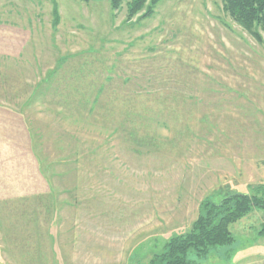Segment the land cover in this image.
<instances>
[{
	"label": "rangeland",
	"instance_id": "obj_1",
	"mask_svg": "<svg viewBox=\"0 0 264 264\" xmlns=\"http://www.w3.org/2000/svg\"><path fill=\"white\" fill-rule=\"evenodd\" d=\"M222 1L0 0V264H151L264 186V34ZM263 229L187 259L254 264Z\"/></svg>",
	"mask_w": 264,
	"mask_h": 264
},
{
	"label": "trees",
	"instance_id": "obj_2",
	"mask_svg": "<svg viewBox=\"0 0 264 264\" xmlns=\"http://www.w3.org/2000/svg\"><path fill=\"white\" fill-rule=\"evenodd\" d=\"M89 2L90 0H82ZM162 0H111L113 10H119L127 2L128 20L139 15L147 19L154 15ZM223 9L233 21L242 26L258 41L257 31L264 34V0H223ZM252 194H225L220 200L206 199L200 206L198 219L185 234L172 238L164 254L156 256L151 264H190L188 255L196 252L204 257L212 248L228 246L232 238L230 226L254 210L264 213V186L253 188ZM260 236H264V229Z\"/></svg>",
	"mask_w": 264,
	"mask_h": 264
},
{
	"label": "crops",
	"instance_id": "obj_3",
	"mask_svg": "<svg viewBox=\"0 0 264 264\" xmlns=\"http://www.w3.org/2000/svg\"><path fill=\"white\" fill-rule=\"evenodd\" d=\"M254 256V257H253ZM252 257H253V259L256 257L255 255H253ZM254 260H256V261H254ZM253 261H254V264H264V253H262V254H259L258 256H257V258H255ZM250 264V263H249ZM252 264V263H251Z\"/></svg>",
	"mask_w": 264,
	"mask_h": 264
}]
</instances>
